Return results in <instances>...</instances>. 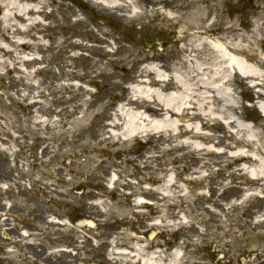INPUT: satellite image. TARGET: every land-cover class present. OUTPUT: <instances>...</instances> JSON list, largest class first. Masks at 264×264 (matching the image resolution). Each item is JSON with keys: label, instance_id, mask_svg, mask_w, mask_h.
<instances>
[{"label": "rangeland", "instance_id": "rangeland-1", "mask_svg": "<svg viewBox=\"0 0 264 264\" xmlns=\"http://www.w3.org/2000/svg\"><path fill=\"white\" fill-rule=\"evenodd\" d=\"M263 171L264 0H0V264H264Z\"/></svg>", "mask_w": 264, "mask_h": 264}, {"label": "bare ground", "instance_id": "bare-ground-1", "mask_svg": "<svg viewBox=\"0 0 264 264\" xmlns=\"http://www.w3.org/2000/svg\"><path fill=\"white\" fill-rule=\"evenodd\" d=\"M209 32V31H208ZM201 40H203L201 43L203 44V45H206L211 51H213V52H216L217 53V56L218 57H221V58H223L224 56H225V54H224V52L221 50V49H219L218 47H217V45H216V43H217V39H215V38H213L212 36H211V39H212V43H209L208 41H206L205 40V38L203 39V38H200ZM201 43H199V45H202ZM239 75H241V76H244V74H243V72L241 73L240 71H236ZM140 118V117H139ZM234 160H237V161H243L244 163H249V161H248V157L247 156H244V155H240V156H237ZM246 169V165H242L241 166V168H240V170H245ZM248 174L250 175V177H251V179H257V177H258V174H257V172H255V171H249L248 172ZM263 176H264V171H263ZM262 176V177H263ZM264 178V177H263Z\"/></svg>", "mask_w": 264, "mask_h": 264}, {"label": "water", "instance_id": "water-1", "mask_svg": "<svg viewBox=\"0 0 264 264\" xmlns=\"http://www.w3.org/2000/svg\"><path fill=\"white\" fill-rule=\"evenodd\" d=\"M248 2L252 3V0H248ZM81 219H82V216L77 215L76 218H75V221L79 222Z\"/></svg>", "mask_w": 264, "mask_h": 264}]
</instances>
